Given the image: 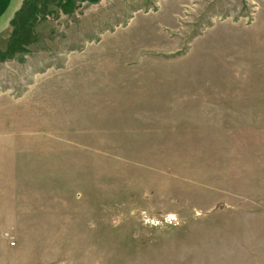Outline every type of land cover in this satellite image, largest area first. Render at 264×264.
<instances>
[{"label":"rangeland","instance_id":"rangeland-1","mask_svg":"<svg viewBox=\"0 0 264 264\" xmlns=\"http://www.w3.org/2000/svg\"><path fill=\"white\" fill-rule=\"evenodd\" d=\"M74 4L0 55V264H264V0Z\"/></svg>","mask_w":264,"mask_h":264},{"label":"trees","instance_id":"trees-1","mask_svg":"<svg viewBox=\"0 0 264 264\" xmlns=\"http://www.w3.org/2000/svg\"><path fill=\"white\" fill-rule=\"evenodd\" d=\"M76 1L96 3L98 0H56L57 7H59L60 10L69 9L67 12L68 14L74 10V3ZM47 2L48 0H29L15 15L11 24L12 32L7 48L4 53L1 54L0 52L2 58L7 56L12 57L15 53L21 52L25 40L28 41L30 39L29 34L32 32L31 29L38 20L40 10H45Z\"/></svg>","mask_w":264,"mask_h":264},{"label":"crops","instance_id":"crops-1","mask_svg":"<svg viewBox=\"0 0 264 264\" xmlns=\"http://www.w3.org/2000/svg\"><path fill=\"white\" fill-rule=\"evenodd\" d=\"M29 0H0V39L10 37L15 15Z\"/></svg>","mask_w":264,"mask_h":264}]
</instances>
